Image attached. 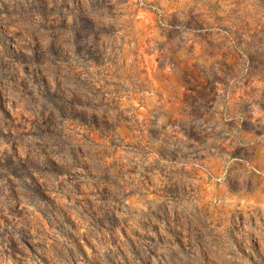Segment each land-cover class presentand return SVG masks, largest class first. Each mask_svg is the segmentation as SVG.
<instances>
[{"label":"rangeland","instance_id":"1","mask_svg":"<svg viewBox=\"0 0 264 264\" xmlns=\"http://www.w3.org/2000/svg\"><path fill=\"white\" fill-rule=\"evenodd\" d=\"M0 264H264V0H0Z\"/></svg>","mask_w":264,"mask_h":264}]
</instances>
